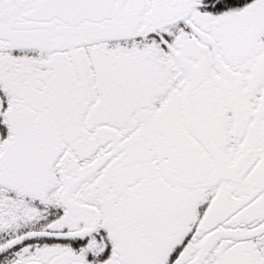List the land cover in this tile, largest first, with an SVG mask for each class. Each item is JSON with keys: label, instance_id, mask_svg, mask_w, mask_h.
Segmentation results:
<instances>
[{"label": "snow or ice", "instance_id": "1", "mask_svg": "<svg viewBox=\"0 0 264 264\" xmlns=\"http://www.w3.org/2000/svg\"><path fill=\"white\" fill-rule=\"evenodd\" d=\"M0 264H264V0H0Z\"/></svg>", "mask_w": 264, "mask_h": 264}]
</instances>
